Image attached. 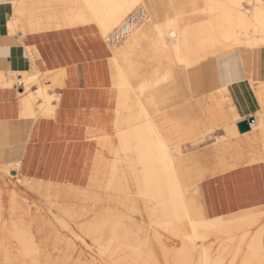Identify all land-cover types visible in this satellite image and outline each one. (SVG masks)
I'll return each instance as SVG.
<instances>
[{"label": "bare ground", "instance_id": "bare-ground-1", "mask_svg": "<svg viewBox=\"0 0 264 264\" xmlns=\"http://www.w3.org/2000/svg\"><path fill=\"white\" fill-rule=\"evenodd\" d=\"M26 1L0 0V4L13 6L9 22L12 35L18 36ZM182 1L171 0L172 14L161 22L160 5L152 0H82L89 24L95 26V54L109 56L119 66L137 64L135 51L154 27V48L169 68H156L150 84L155 90L152 98L143 100L148 87L139 89L137 119L144 124L121 133V150L110 148L108 164L100 165L96 158L103 160L100 146L109 145L110 138L95 135L78 143L86 160L75 181L69 178L65 184H57L52 180L49 151L54 147L59 150L60 140L41 136L42 131H53L58 116L52 103L54 95L47 93L45 84L51 70L47 68L40 75L36 67L33 74L27 72L19 80L26 90L37 84L38 91L30 99L36 106L33 120L26 125L32 129V137L24 162L4 166L0 150V170L24 175L22 183L13 186L0 176V264H264V202L253 201L249 191L248 202L243 201L234 212L210 216L200 197L182 184L175 166L176 157L184 152L186 135L169 134L148 114L145 105L150 102L153 114L161 109L174 111L182 102L178 95L183 86L189 88V98L197 92L196 97L205 100L208 115H212L207 119H213L214 124L225 123L224 117H218L219 103H213L216 97L222 99L220 108L241 101L247 108L264 113V79L256 64L264 48V0H248V6L246 0H201L208 4L205 8L199 7L197 0L180 5ZM137 4L150 15L122 43L109 46L107 36ZM203 15V21L195 20ZM104 44L110 50L122 47L108 54ZM234 54L239 66L232 61L237 68L229 71V77L238 82L247 78L236 85L235 96L233 89L218 82L214 64L216 58ZM172 66L179 67L185 76L178 80L179 71ZM59 70L66 76V69ZM122 78L126 88L124 73ZM116 112L119 115L120 109ZM258 125L262 131L256 135L262 142L264 165V117L261 124L243 120L226 124L223 139L255 134ZM2 129L0 124V145L3 140L5 144L20 141ZM192 134L188 138L194 146L205 138ZM33 166L32 175L28 169Z\"/></svg>", "mask_w": 264, "mask_h": 264}, {"label": "crops", "instance_id": "crops-1", "mask_svg": "<svg viewBox=\"0 0 264 264\" xmlns=\"http://www.w3.org/2000/svg\"><path fill=\"white\" fill-rule=\"evenodd\" d=\"M76 2L77 5L75 6ZM180 5H184L183 1L180 2ZM82 8V0L26 1L24 3V14L20 20L21 26L18 36L15 34L14 36L9 30V22L14 14L13 6L10 3L0 4V124L4 132L9 131L12 137L20 139V141L10 144H5L4 140L1 142L2 165L16 162L23 163L28 150L29 139L32 137V129L27 128L26 125L33 120L35 115V108L32 107L33 103L28 99L19 100L14 90L11 89L14 81L24 78L23 73H31L33 68L36 67L39 72L45 73L46 69L49 68L52 72L47 75L45 84L48 87L50 84L59 86L56 93L61 95H65L68 90L75 93L104 90L111 83L114 73L110 61L103 55H98V57L100 56L98 59H93L95 51L93 39L91 40L92 32H89L90 28L88 27L82 28L89 21V18L86 12L84 14ZM158 18L160 19L159 15ZM162 21H165V18ZM154 29V27L150 28L149 32H146V41L135 51L139 59L137 64H155V70L157 67L167 69L169 64L160 57L154 48L156 39V30ZM21 37H23L22 44L19 42ZM27 48L29 50L31 48L32 51ZM142 59L146 63L141 62ZM232 61L237 62L239 66L236 54L218 57L214 60V64L217 68V74L219 73L217 76L219 77L218 82L222 86L233 89L232 95H234L236 85L246 81L247 78L238 82L234 81L233 77H229L231 73L229 71L237 68ZM158 62L162 64H158ZM137 64H121V66L117 64L119 74L118 91L116 95L110 92L106 96L100 97L98 101L103 103L105 107L95 109L97 112L94 116L96 124L94 127H88L85 135H81L82 130L67 127L65 128V139L57 140L60 143L59 150L55 147L51 148L49 163L50 170L54 172L52 180L56 183L65 184L69 178L75 181V175L80 170V156L83 155L82 145L78 143L82 142L84 136L101 135L110 138L108 140L109 145L105 143L103 147L100 146L103 151V160L101 161L99 157L96 158L98 164L106 165L110 159L108 154L110 148L114 147L118 152L121 150L123 143L121 133L144 124V120L137 119L136 98L140 88H151L150 84L153 83L155 70L147 76L148 78H144L146 71L141 70ZM256 64H258L259 71L264 79V48L258 53ZM61 68L66 69V76L56 72ZM172 68L179 71L178 80L185 76L179 67L172 66ZM121 72L124 73L128 83L126 88L122 87ZM141 77L142 81L137 83L136 80ZM63 83L65 84V90L62 89ZM176 84L178 83L176 82ZM188 89L181 87L178 97L182 102L174 111L173 109H161L160 112L153 114L154 111L150 102H145L148 114L153 116L155 122L166 129L169 134L178 135L181 133L186 135L182 146L190 143L188 136L191 135L189 134L193 133V137L202 138L206 131L212 132L215 127L224 128L223 126L226 124H233L238 117L237 101H232L231 106L224 108V110L220 108L222 99L216 97L213 103H219L218 117H224L225 123L221 121L214 124L213 119H207L210 115H208L207 110L208 104L203 98L196 97L197 92H194V98H189L191 93ZM154 95L155 90L151 88L143 94L142 98L147 101ZM64 101L77 102L78 97L68 95L65 96ZM86 101L94 103L96 100L89 98ZM123 106L134 107V109L124 113L123 110H126V108ZM118 109H120L119 115L116 112ZM215 112L214 116H217V109H215ZM241 112H243V115L250 114L247 105L246 110L241 109ZM210 116L212 117V115ZM194 121L196 124L192 126ZM117 122L118 124H116ZM116 125L118 129L114 128ZM46 131H42V133ZM116 133L119 134L117 138L111 136ZM261 144L262 142L256 134L249 136L229 135L221 144L208 151L202 161L193 162L185 159L183 152L176 157L175 166L179 178L188 192L197 194L200 197L210 216L218 217L234 212L244 202H248L246 194L249 191L253 196V201L256 203L264 202V167ZM257 146L260 148L257 149ZM193 165L197 167L204 166V173H201L200 169V172L195 175L191 170ZM31 171L33 175L35 166L28 169V172L31 173ZM12 174L15 177L12 179L13 183H18L20 175L17 172ZM250 174L253 179L252 184L244 186L239 182L241 178ZM103 177L105 175L102 173V180H105ZM207 177L212 180L220 179L215 187L203 189L199 182ZM22 189L26 190L25 187H22ZM27 192H30V190H27ZM254 194L257 198L254 197ZM221 196L227 197L221 199Z\"/></svg>", "mask_w": 264, "mask_h": 264}, {"label": "rangeland", "instance_id": "rangeland-1", "mask_svg": "<svg viewBox=\"0 0 264 264\" xmlns=\"http://www.w3.org/2000/svg\"><path fill=\"white\" fill-rule=\"evenodd\" d=\"M27 1H30V0H27ZM153 2L156 3V5H160L158 7V15L160 17V21L163 20V18H169L170 15L169 14H172V9H171V0H152ZM184 4H187L190 0H183ZM248 0H246L245 2V5L248 6ZM38 3V2H37ZM160 3V4H159ZM77 5V2L75 3V6ZM163 5V6H162ZM197 5L201 8H205L208 4L206 3H202L201 0H197ZM162 6V7H161ZM138 7H143L142 4H137L129 13L128 15L133 12L136 8ZM146 10V13H147V16L150 15V13L148 12L147 9ZM84 11V10H83ZM168 13V15H167ZM84 14H85V11H84ZM126 15V17L128 16ZM124 17L120 22H122L123 20H125ZM205 19V16H199L197 17L195 20L196 21H203ZM192 20V19H191ZM194 20V19H193ZM90 20L82 27V26H79V27H88L90 28L89 29V32H92V37H91V40L93 39L94 37V34H95V26L92 25V24H89ZM163 22V21H162ZM119 26V24H118ZM116 27H114L115 29ZM112 29V31L114 30ZM104 47H105V50H106V53H112L113 51L117 50V49H120L122 47L119 46L117 48H114V49H109L105 46L104 44ZM29 50V48H27ZM29 51H32L31 48ZM93 59H98V55L94 54L93 53ZM104 57V56H103ZM33 58V56H32ZM107 59H109L110 61V64H112V70H113V73H114V76L112 77V80H111V83L109 84L108 88L104 89V90H96V91H87V92H80V93H75L74 91H70L68 90L67 93L64 95V94H58L56 93V89L59 88V86H54L52 84H50V86L48 87V94L50 96L53 97L54 95V98L52 99V103L53 105L55 106V111L57 113V119L55 120L56 121V125L53 129V131H50V132H43L42 133V139H46V138H50V140L52 141H57V140H63L65 139V128L67 127H71V128H77V130H82L81 132V135H85L87 133V128L88 127H94L96 124H95V120H94V116L96 115V110L95 109H102L104 108L105 106L103 105V103H100V101H98L100 99V97L102 96H106L107 94H109L110 92H113V95H116L117 91H118V86H119V74H118V68H117V64H114L113 62H111V58L108 56ZM141 62L143 63H146L145 60H141ZM137 66H139L141 68V70L143 71H146L145 72V75H144V78H148L147 76H149L154 70H155V64H137ZM60 70H57L56 72H59ZM35 71L33 70L31 72V74H33ZM52 72V71H51ZM44 73H41L40 72V75H43ZM23 76H27L28 73L26 74H22ZM131 77V76H130ZM42 81H44V79H42ZM142 81V77L138 80H136V82H140ZM11 89L14 90V92L16 93L17 95V98H19V100H22V99H28L30 100L31 99V96L33 94H36L37 91H38V85L37 84H32V86L29 88V90H26L25 89V85L19 81V80H16L14 81V84L13 86L11 87ZM62 89L65 90V84L63 83L62 85ZM148 89H151L150 87L147 88ZM35 92V93H34ZM76 96L78 97V101L77 102H65L64 101V98L65 96ZM94 99L96 100L94 103H91V102H87L86 100L87 99ZM40 102V101H39ZM42 103V102H41ZM239 103V102H238ZM130 104V102H129ZM36 105H33L32 107L35 108ZM129 106H132V105H129ZM84 107V108H82ZM96 107V108H95ZM243 109V111L246 110V104L242 103L240 101L239 105H238V117L236 118V120L233 122L236 123L240 120H243V121H249L250 119H254V122L256 121L258 124H261V120L262 118L264 117V113L258 109V108H254V107H251L250 108H247L249 110V113L250 114H247V115H243L241 112V109ZM93 109V110H92ZM131 109H134V107H131L129 109H126V110H123L124 113H127V112H130L132 111ZM90 116V117H89ZM186 116V115H185ZM90 118V119H89ZM59 124V125H58ZM231 124V125H233ZM59 129V130H58ZM261 126L258 125L256 130H255V134H258V135H261ZM226 135V131L224 128H217L215 127L214 130L211 132L209 131H206L203 136L205 137L204 140L199 144V145H196L194 146L193 144L191 143H188L186 145H184V158L185 159H188V160H192L193 162H196V161H199L205 157V154L214 149L218 144H221V142H223L225 140V138L223 139V137ZM85 137V136H84ZM42 139H40V141H42ZM56 139V140H55ZM260 148L257 146V149ZM84 153V152H83ZM82 156V157H81ZM80 156V161H81V165H80V170L82 169L84 163H85V160H86V155H82L81 154ZM264 167V165H263ZM205 167L201 166L200 167L198 166H192L191 170L192 172L196 175L197 173L200 172V169H201V173H204L203 172V169ZM11 173H4L2 170H0V176L2 178H4L5 180L8 181V183H10L11 186L13 185H20L22 183V180L24 179V175L22 174H19L20 175V179H18V183H13L12 179L15 178L13 176L12 173L15 172V170H11L10 171ZM17 172V171H16ZM15 172V173H16ZM263 174H264V171H263ZM264 176V175H263ZM220 178L216 179V180H212L211 178L207 177V178H203L202 180H200L199 184L201 185V187L204 189V188H208V187H215V184L218 183V180ZM252 178H251V174L246 176V177H243L239 180V182L241 184H243L244 186L246 185H250L252 184ZM20 182V183H19ZM57 184H63V183H57ZM227 196H221L220 198H225ZM29 200H31L32 202L35 200V197L34 196H28Z\"/></svg>", "mask_w": 264, "mask_h": 264}, {"label": "built area", "instance_id": "built-area-1", "mask_svg": "<svg viewBox=\"0 0 264 264\" xmlns=\"http://www.w3.org/2000/svg\"><path fill=\"white\" fill-rule=\"evenodd\" d=\"M147 19L146 10L143 7L136 8L119 27L114 29L106 38V43L111 46H117L128 38L133 31Z\"/></svg>", "mask_w": 264, "mask_h": 264}, {"label": "water", "instance_id": "water-1", "mask_svg": "<svg viewBox=\"0 0 264 264\" xmlns=\"http://www.w3.org/2000/svg\"><path fill=\"white\" fill-rule=\"evenodd\" d=\"M249 121H250V122H253V121H254V119H250Z\"/></svg>", "mask_w": 264, "mask_h": 264}]
</instances>
